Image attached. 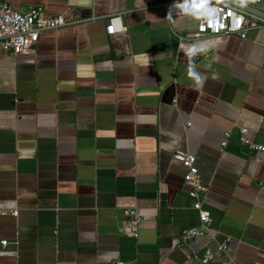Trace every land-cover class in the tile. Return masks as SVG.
I'll return each instance as SVG.
<instances>
[{
    "label": "crops",
    "instance_id": "0c3cea01",
    "mask_svg": "<svg viewBox=\"0 0 264 264\" xmlns=\"http://www.w3.org/2000/svg\"><path fill=\"white\" fill-rule=\"evenodd\" d=\"M3 1L68 24L0 53V211L18 212L0 217V264H203L207 249L264 264V153L238 140L264 145V27L193 38L181 0ZM176 151L196 157L211 218L187 242L200 222Z\"/></svg>",
    "mask_w": 264,
    "mask_h": 264
},
{
    "label": "built area",
    "instance_id": "2783aa9c",
    "mask_svg": "<svg viewBox=\"0 0 264 264\" xmlns=\"http://www.w3.org/2000/svg\"><path fill=\"white\" fill-rule=\"evenodd\" d=\"M241 3L251 5L264 12V0H236ZM178 5H189L193 7L198 15L196 32L193 38L202 36L217 35H236L240 39H245L247 32L254 28L264 27V18L258 17L247 11L223 3L219 0H181ZM166 6V5H165ZM169 7V6H168ZM68 23L62 16L46 17L41 9L31 10L27 13H21L14 10L3 0H0V53L17 55L26 51H31L36 45L41 32L46 30H57L66 26ZM120 28L119 17L109 19V26L105 31L108 35L122 32ZM239 133V143L249 149L251 152L264 153V145L254 143L248 139V130L241 128ZM225 141L221 147H226L230 134H225ZM173 159L179 161L184 167V184L189 188L188 197L192 201V209L198 214L200 222L199 228L187 229L181 239L183 242L198 236L199 229H207L211 224V218L208 211L202 207V198L205 193V187L196 167V157L190 154L176 151ZM17 211H0V217L11 215L17 216ZM123 215L132 220L130 231L133 235L137 233V224L141 221L140 216L132 209H125ZM5 245V241L0 242ZM226 249V244H220L217 248L219 252ZM212 253L205 250L200 261L207 264L210 261ZM196 258V257H194ZM117 264H124L119 262Z\"/></svg>",
    "mask_w": 264,
    "mask_h": 264
},
{
    "label": "water",
    "instance_id": "95a60500",
    "mask_svg": "<svg viewBox=\"0 0 264 264\" xmlns=\"http://www.w3.org/2000/svg\"><path fill=\"white\" fill-rule=\"evenodd\" d=\"M219 1H221L223 3H226V4H230V5L234 6V7H237L239 9L244 10V11H247V12H249L251 14H254V15L258 16V17L264 18V12L259 10V9H257V8H255V7H253V6H251V5H248V4H245V3H241V2H238L236 0H219Z\"/></svg>",
    "mask_w": 264,
    "mask_h": 264
}]
</instances>
